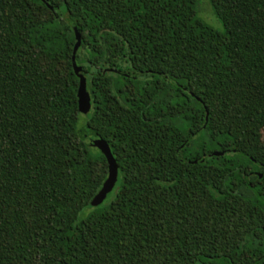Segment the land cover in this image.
<instances>
[{
    "label": "trees",
    "instance_id": "1",
    "mask_svg": "<svg viewBox=\"0 0 264 264\" xmlns=\"http://www.w3.org/2000/svg\"><path fill=\"white\" fill-rule=\"evenodd\" d=\"M208 3L0 0V264H264V0Z\"/></svg>",
    "mask_w": 264,
    "mask_h": 264
},
{
    "label": "water",
    "instance_id": "2",
    "mask_svg": "<svg viewBox=\"0 0 264 264\" xmlns=\"http://www.w3.org/2000/svg\"><path fill=\"white\" fill-rule=\"evenodd\" d=\"M74 31L76 36V43L74 45L73 54H72V65L74 72L79 78V86L77 91L78 108L80 112L88 113L89 110L91 109V98L87 90V80L85 74L82 71L83 70L82 66L79 65L76 61V51L81 44V36L75 26H74ZM205 109H206V120H207L208 109L207 108ZM85 131L86 132L83 131L84 132L83 136L87 139V141L90 144L99 147L104 152L108 162V177L104 182L103 187L100 189V191L95 195V197L92 200V204L97 205L100 204L106 198L108 192L111 191V189L114 187L118 178V165L107 143L102 139V137L90 129H85ZM212 154L222 155L223 152L214 151Z\"/></svg>",
    "mask_w": 264,
    "mask_h": 264
},
{
    "label": "rangeland",
    "instance_id": "3",
    "mask_svg": "<svg viewBox=\"0 0 264 264\" xmlns=\"http://www.w3.org/2000/svg\"><path fill=\"white\" fill-rule=\"evenodd\" d=\"M199 5L202 7L201 11H202V14H200V17L205 20L209 25H211L214 29L216 30H219V31H222L224 28H223V25L221 23V21L217 18V16L214 14V12L212 11L211 12V9H210V6H209V3H208V0H199ZM83 118V117H82ZM81 129H83V126H80ZM84 132V130H82ZM83 132V133H84ZM113 193L112 192L108 198L102 203L100 204L98 207L97 206H93L92 208L90 209H85L84 212L80 215V216H84L86 212L88 211H91V210H94V209H97V208H103L104 205L108 204L113 196Z\"/></svg>",
    "mask_w": 264,
    "mask_h": 264
}]
</instances>
